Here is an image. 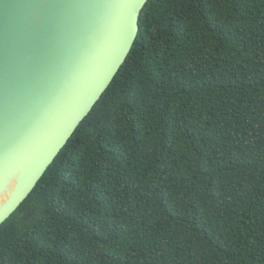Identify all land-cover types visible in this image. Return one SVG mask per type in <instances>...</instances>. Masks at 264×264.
<instances>
[{
	"label": "trees",
	"instance_id": "trees-1",
	"mask_svg": "<svg viewBox=\"0 0 264 264\" xmlns=\"http://www.w3.org/2000/svg\"><path fill=\"white\" fill-rule=\"evenodd\" d=\"M0 264H264V0H148Z\"/></svg>",
	"mask_w": 264,
	"mask_h": 264
},
{
	"label": "water",
	"instance_id": "water-1",
	"mask_svg": "<svg viewBox=\"0 0 264 264\" xmlns=\"http://www.w3.org/2000/svg\"><path fill=\"white\" fill-rule=\"evenodd\" d=\"M148 0H0V225L125 62Z\"/></svg>",
	"mask_w": 264,
	"mask_h": 264
}]
</instances>
